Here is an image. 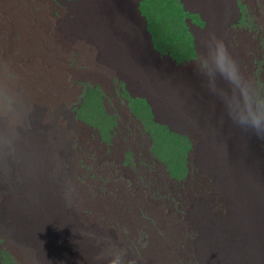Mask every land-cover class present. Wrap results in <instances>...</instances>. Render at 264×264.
Segmentation results:
<instances>
[{
  "label": "rangeland",
  "instance_id": "obj_1",
  "mask_svg": "<svg viewBox=\"0 0 264 264\" xmlns=\"http://www.w3.org/2000/svg\"><path fill=\"white\" fill-rule=\"evenodd\" d=\"M206 1L216 5L217 0ZM228 1L229 9L216 26L195 0H126L125 18L133 21L135 6L159 52L151 54L145 43L137 51L144 78L156 69L148 84L139 79V72L125 69L121 57L128 47L135 50L133 45L117 57H102L101 29L81 31L78 13L96 0H17L30 25L0 29V129L29 135L37 125H62L63 139L56 150L64 174L71 175L70 167L74 173L72 210L81 240L93 233L100 239L109 234L134 264H230L201 251L207 236L195 217L201 211L219 227L228 225L237 242V250L226 247L232 264H241L239 259L264 264V140L249 127L259 117L264 135V0ZM113 2L119 8L120 0ZM5 12L0 21L8 18L10 11ZM220 38L239 62L236 84H226L205 68L204 53L216 51ZM29 42L32 49L26 53L23 46ZM35 66L38 73L29 72ZM49 70L60 78V89L45 93L38 78ZM188 76L199 80L188 94L209 111L203 122L186 113L176 115L168 107L162 111L159 103L172 96V88L165 99L163 93L154 97L147 87L172 86L171 80L184 82ZM229 115L231 123L222 117ZM226 124H232L227 128L232 132H226ZM236 128L250 157L251 175L240 183L252 186L248 205L239 197V185L235 189L230 182L234 170L209 160L212 152L206 149L217 137L228 145ZM121 188L126 191L116 195ZM3 201L0 198L5 215L0 220V264H31L25 244L18 248L5 234L19 226L18 235L36 251L39 264H68L47 250L44 232L22 228L23 219L14 218L12 211L14 219L9 221Z\"/></svg>",
  "mask_w": 264,
  "mask_h": 264
},
{
  "label": "bare ground",
  "instance_id": "obj_2",
  "mask_svg": "<svg viewBox=\"0 0 264 264\" xmlns=\"http://www.w3.org/2000/svg\"><path fill=\"white\" fill-rule=\"evenodd\" d=\"M1 1L0 14L5 15V10L10 11V14L8 15L9 19L4 18L0 21V29L9 26V29L14 30L15 28L21 29L23 26L30 25V21L26 20L28 13L25 14L23 5H17V0ZM195 2H197V5L203 7L211 19L215 20L216 26L220 25L224 10L229 9L228 0H217L216 5L213 4L214 2L210 3L206 0H195ZM125 4L126 0H120V6L118 8L113 0H96L90 9L84 8L79 11V26L84 34L89 27L101 29L98 35L102 41V49H104L102 57H117L123 48L128 45H133L135 50H129L130 47H128V51L124 52L125 57L121 58L124 60L125 69H134L138 73L142 68L140 62L143 61L142 58H139L141 55L137 54L140 47H144L141 44L145 43L148 45L151 50L150 53L153 55L158 56L159 52L154 48V44L151 41L152 38L147 31L146 21L140 11L134 6L131 11L133 21H128L125 18V10H122V8L126 7ZM137 25L141 26L140 29L136 30ZM39 26L37 27L38 29ZM76 31L78 30H69V32ZM139 32L141 35H144V38L139 35ZM31 44L33 45V43L29 42L23 46V50L26 53H30L32 49ZM213 51L215 52V50ZM138 53L140 52L138 51ZM146 59L150 60L148 56ZM148 60L144 63L147 68L150 64ZM154 71L149 70V75L146 78L139 72L138 77L141 80L145 79L150 84L152 82L151 78H153L150 75H153ZM19 72L22 73L21 71ZM29 72H34V74L38 73V67H30ZM164 75H167V73ZM132 78L134 82H137L135 80L136 77ZM59 79L55 72L49 70L43 78H38V82L46 93L52 89H60ZM164 80H168L169 82V78ZM180 80L175 81V83L174 80H171L172 86L170 85L171 83L168 84L164 81L167 83L166 86L159 88L158 85L157 88H153L149 85L147 87L154 94V97L160 98V93H163L165 99L168 98V94L170 93L169 89L172 88V96L165 101L168 105H165V102L162 104L159 103L162 111L166 110L165 107H168L171 112L174 114L177 113L176 115L186 113L195 121L203 122L205 119L202 117L205 115L209 116V111L193 103V98L188 94L198 88L195 84L199 80L192 81V78L189 76L187 77V81H185L186 79L184 82ZM141 83L139 84L140 87L143 86ZM186 84L190 89L186 93L184 92L182 94L181 92V94H177L179 93L178 89L187 87ZM176 86H180L181 88L177 87L178 89L174 90L173 88ZM206 89L203 90L206 91ZM148 102L150 103L149 100ZM150 104L152 105V103ZM156 105L158 106L157 103ZM221 112L226 114V111ZM222 117L226 122L230 121L229 123H231L233 121L230 115ZM226 125L225 130L232 124ZM35 128L32 132L28 133L29 135L24 134V131L18 134L16 132L2 133L0 129L2 133V136H0V198L4 199V206L8 210L6 218L10 221L20 217L19 219H23L22 221H24L22 228H26L30 233L34 230L40 231L41 233L44 232L47 250L55 252L60 258L66 260L68 264H134L127 256L124 257L126 255L124 250L114 242V238L109 234L105 235L106 237L104 236L103 239L101 238L102 240L97 233H93L90 239L81 240L82 230H80V226L72 210V190L74 187L72 178L74 173L70 167L71 175L64 174L60 152L56 150L61 145L59 143L63 139V132L61 131L62 125L48 127L42 124L35 126ZM227 131L232 132L229 129ZM240 131L239 128L233 131L234 135L229 138L231 141L228 142L229 146L227 142L219 143L217 139L219 137H217L214 138L215 141H209L210 146L209 148L206 146V149L212 152L211 155L209 154L211 158L209 160L215 162L219 167L227 165L234 170L233 175L230 176V182L232 184L234 182L236 183L232 185L235 189L236 185H239V197L244 201L245 205H248L251 195L250 192L252 193V186L250 187L249 185L248 187L246 183H243L244 185H240V183L249 178L246 174L251 175L250 170L247 172L250 169V157L248 158V154L242 147L243 141H240ZM63 137L65 138V136ZM216 149V154H213ZM11 154L13 158L20 160L19 164L10 157ZM69 163L71 166V158L69 159ZM237 176L241 178L239 179ZM122 190L123 188L115 194L120 195ZM121 196L119 197L121 198ZM109 205H113V199ZM11 211L15 216L14 218L11 217ZM23 215L25 216L23 217ZM195 217L201 227L207 232V236L201 243L200 248L205 257L208 256L210 259L213 257L215 261H231L230 264H232L233 259L227 255L229 252H227L226 247L232 245L233 250H237V248H235L236 241L233 235L228 232V225L227 227H219L209 217L201 213V211L198 213L196 211ZM3 218H5V215L0 210V220ZM20 227L18 230L15 229L12 232H5L6 237L18 248H20L19 245L22 246L25 244V252L28 253L29 258H33L31 264L41 263L40 258L36 255V251L30 249V247L28 248V245L22 239L21 235H18L21 232ZM239 261L241 264H244L241 259Z\"/></svg>",
  "mask_w": 264,
  "mask_h": 264
},
{
  "label": "clouds",
  "instance_id": "obj_3",
  "mask_svg": "<svg viewBox=\"0 0 264 264\" xmlns=\"http://www.w3.org/2000/svg\"><path fill=\"white\" fill-rule=\"evenodd\" d=\"M204 57L207 60L205 68L218 79L224 81L226 84L232 85L238 83L240 79V65L237 59L230 52L228 45L224 39L218 40V47L215 52L212 49H208L204 53ZM243 125V122H241ZM262 120L257 117L254 118L249 125L254 130V134L261 140H264V135L260 133V127ZM247 130V129H245Z\"/></svg>",
  "mask_w": 264,
  "mask_h": 264
}]
</instances>
